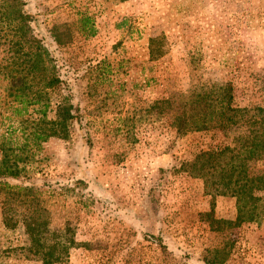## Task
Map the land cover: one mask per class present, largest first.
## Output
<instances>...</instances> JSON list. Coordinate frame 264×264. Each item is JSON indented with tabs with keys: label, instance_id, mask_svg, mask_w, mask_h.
I'll return each instance as SVG.
<instances>
[{
	"label": "rangeland",
	"instance_id": "obj_1",
	"mask_svg": "<svg viewBox=\"0 0 264 264\" xmlns=\"http://www.w3.org/2000/svg\"><path fill=\"white\" fill-rule=\"evenodd\" d=\"M24 1L61 83L43 89V123L38 104L15 114L20 92L3 69L10 53L0 38V159L21 168L4 180L36 188L50 229L70 228L78 245L61 264H208L223 246L222 264H264V212L213 231L204 214L234 220L235 199H213L181 169L247 127L178 135L173 122L182 94L227 83L234 106L264 116V0ZM81 15L93 20V36L77 30ZM64 24L72 41L58 45L50 30ZM64 98L74 107L69 137L46 136ZM3 199L0 264H42L27 250L24 207L8 211L17 220L9 228Z\"/></svg>",
	"mask_w": 264,
	"mask_h": 264
},
{
	"label": "trees",
	"instance_id": "obj_2",
	"mask_svg": "<svg viewBox=\"0 0 264 264\" xmlns=\"http://www.w3.org/2000/svg\"><path fill=\"white\" fill-rule=\"evenodd\" d=\"M24 5V0H0V38H3L10 53L9 62L3 69L14 80L13 83H17L16 90L20 92L15 95L18 105L13 107L14 113L21 115L27 112L29 105L38 104L35 110L43 116V123L47 114V103L42 100L43 89L56 86L61 79L54 74L53 65L49 71L47 47L42 37L34 34L31 28L34 18L24 10ZM76 28L84 37L93 36L96 31L93 20L87 15L77 19ZM71 29L67 24L54 25L50 30L53 41L58 45L70 43ZM158 41V38L149 40L152 59L160 54V50L153 47ZM30 93L33 96H29ZM254 111L250 113L247 108L233 105L232 86L229 83L193 87L181 95L179 113L173 121L178 135L229 126L247 127V132L235 133L230 144L199 151L192 159L181 164L182 171L202 180L204 192L213 199L217 196L235 199L234 220L214 218L212 210L204 214L213 231L220 230L222 225L223 228H230L255 221L264 212V198L260 196V192L264 191V116L260 114L261 108ZM74 118V107L64 98L57 105L55 118L50 120V126L44 133L66 139ZM20 172L17 164L8 163L6 157L0 159V194L4 197L1 208L5 214L3 223L13 228L17 220L7 213H17L16 207L23 206L20 220L29 237L28 252L40 257L42 264H61L69 249L78 243L69 227L56 230L48 227L45 217L47 210L36 188L12 185L3 179L16 178ZM213 252L212 259H207L208 264H222L228 255L225 246L215 248Z\"/></svg>",
	"mask_w": 264,
	"mask_h": 264
}]
</instances>
